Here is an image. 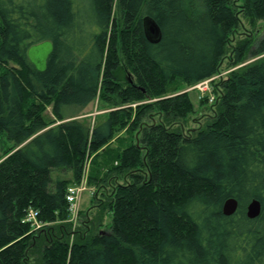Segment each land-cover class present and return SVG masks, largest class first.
<instances>
[{"label":"trees","instance_id":"obj_1","mask_svg":"<svg viewBox=\"0 0 264 264\" xmlns=\"http://www.w3.org/2000/svg\"><path fill=\"white\" fill-rule=\"evenodd\" d=\"M243 19L264 22V0H0V264H264V59L211 81L201 127L175 93L228 52L264 53L251 33L230 46ZM96 97L112 110L91 129L66 121ZM87 157L94 193L72 228L67 189Z\"/></svg>","mask_w":264,"mask_h":264},{"label":"rangeland","instance_id":"obj_2","mask_svg":"<svg viewBox=\"0 0 264 264\" xmlns=\"http://www.w3.org/2000/svg\"><path fill=\"white\" fill-rule=\"evenodd\" d=\"M115 9L116 7L114 8V11ZM255 31L257 32L255 33ZM248 33L254 34L253 36L254 38H257V40L260 37H263L264 36V22H258L255 24V26H251L248 20L243 19L242 27L239 28L236 34L234 35L233 40L230 42V46L234 45V43L237 40L245 38V35ZM50 49H51L50 44H43V45L41 44L35 47L33 49L34 51L30 54L31 55L30 60H32V62L34 63L35 67L38 70H42L44 68L45 61L50 52ZM231 56L232 55L230 52L226 54V56L224 57L222 61L223 68L212 79L199 82L190 87L179 86V88L175 92V93H185V92L189 93V96L193 104V108H194L193 114L189 117L188 121L184 124L186 128L194 129V128H198L199 126L200 127L203 126V123L205 122L206 117H207L205 115L208 114V112H206L205 107L201 105L200 100L205 97L214 98V95L212 93L213 82H216L219 79L226 77L231 71L239 70L251 63H255L261 59H264V53L257 55L255 57H252L249 54L247 55L245 54L239 63L232 64ZM211 81H213L212 84H211ZM110 110H112V106L103 104L98 99V97H96L94 100L88 103L84 108H78L76 106L72 108L71 117L68 118L66 121L79 120V121H82L86 126H88L89 129H91L94 126L95 122L100 120L101 118L103 119V117H105L107 112H109ZM43 117L46 122L51 124V126H55L58 124V122L54 121V116L52 114L51 107L46 108V110L43 113ZM124 134H125L124 130L116 133L111 143H113L117 137H120V136L123 137ZM89 165H90V158L87 157L84 161L82 177L78 183H75V186L79 187V189L81 190H80L79 197L77 198L75 204L72 206L73 210L71 211L68 210L69 213L67 217V222L72 224L73 226L72 228L76 226L77 220L81 216V212L84 213L87 207H89V204L91 202V199L94 193V189L87 185ZM106 222H109V220L107 219ZM38 223L40 224L39 227H36L38 229L36 228L34 229L31 226V228L34 229V231L41 230L45 226V224H42L39 221ZM107 224L108 223H105V225L102 227L103 230H106L108 226Z\"/></svg>","mask_w":264,"mask_h":264},{"label":"water","instance_id":"obj_3","mask_svg":"<svg viewBox=\"0 0 264 264\" xmlns=\"http://www.w3.org/2000/svg\"><path fill=\"white\" fill-rule=\"evenodd\" d=\"M142 28L145 38L152 44H157L161 39V31L158 25L149 17H145L142 20ZM237 209V202L233 199L227 200L224 205L222 212L225 216H231ZM260 214V204L257 201H252L247 206V216L250 219L258 217Z\"/></svg>","mask_w":264,"mask_h":264},{"label":"built area","instance_id":"obj_4","mask_svg":"<svg viewBox=\"0 0 264 264\" xmlns=\"http://www.w3.org/2000/svg\"><path fill=\"white\" fill-rule=\"evenodd\" d=\"M203 91H205V90H203ZM209 101L212 102L213 98H209ZM80 190L81 189H79V187H76L75 185L70 186L67 189L66 202L68 204V210L69 211L73 210L72 206L75 204L77 198L79 197ZM36 216H37L36 212H34L33 210H29L26 217H25L24 222L30 224L35 229L36 227H39V225H40L38 223V220L36 219ZM36 229H38V228H36Z\"/></svg>","mask_w":264,"mask_h":264}]
</instances>
